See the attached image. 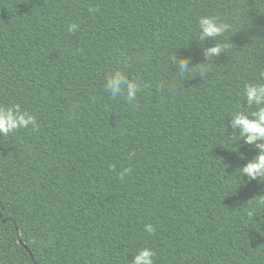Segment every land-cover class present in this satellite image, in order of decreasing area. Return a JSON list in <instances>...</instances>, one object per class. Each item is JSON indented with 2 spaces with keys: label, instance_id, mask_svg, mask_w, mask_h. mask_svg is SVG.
Masks as SVG:
<instances>
[{
  "label": "trees",
  "instance_id": "obj_1",
  "mask_svg": "<svg viewBox=\"0 0 264 264\" xmlns=\"http://www.w3.org/2000/svg\"><path fill=\"white\" fill-rule=\"evenodd\" d=\"M202 15L233 25L211 64ZM257 35L264 0H0V106L39 125L0 136V264H130L144 247L154 264H264V183L235 172L257 150L229 116L254 110ZM176 48L198 64L183 80ZM114 69L141 84L131 103L105 90Z\"/></svg>",
  "mask_w": 264,
  "mask_h": 264
},
{
  "label": "clouds",
  "instance_id": "obj_2",
  "mask_svg": "<svg viewBox=\"0 0 264 264\" xmlns=\"http://www.w3.org/2000/svg\"><path fill=\"white\" fill-rule=\"evenodd\" d=\"M90 11L96 12L98 9L90 8ZM197 25L198 40L195 41L202 46L204 62L211 64L215 58L231 52L233 43L229 39L230 36L225 38V34L233 31L232 24L216 15H202L198 18ZM78 27L79 25L73 23L69 25L68 31L74 33ZM205 41H212L213 43L211 46L204 47ZM250 45L257 52L258 57L264 56V36L252 37ZM177 49L169 53L168 63L169 66H174L176 76L183 80L191 76L194 65L198 64L190 65L188 56L178 54ZM199 73L202 76L206 75L204 69H201ZM104 88L112 97L123 95L131 103L136 99L141 84L135 79H129L122 70L114 69L107 74ZM242 96L249 109L255 107L249 112L238 111L229 115L232 133L235 132L244 144L254 145L257 152L252 159L238 167L235 172L242 180L244 176H247V182L264 183V70L260 71L256 82H249L243 86ZM29 128L32 131H37L39 128L35 115L21 110L19 105L0 106V136H8L19 129ZM240 155L243 159L244 154L241 153ZM129 171V168H123L118 173L119 178L123 179ZM258 205L264 206V198L258 200ZM144 228L148 234L155 232V227L150 223L146 224ZM154 256L155 253L151 248L144 247L133 253L130 264H154Z\"/></svg>",
  "mask_w": 264,
  "mask_h": 264
}]
</instances>
